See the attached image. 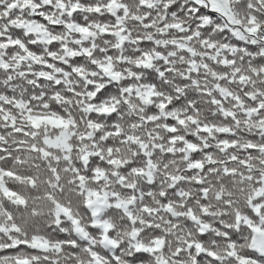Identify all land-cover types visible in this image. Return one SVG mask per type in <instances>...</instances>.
Returning <instances> with one entry per match:
<instances>
[{
	"label": "snow or ice",
	"instance_id": "obj_1",
	"mask_svg": "<svg viewBox=\"0 0 264 264\" xmlns=\"http://www.w3.org/2000/svg\"><path fill=\"white\" fill-rule=\"evenodd\" d=\"M0 264H264V0H0Z\"/></svg>",
	"mask_w": 264,
	"mask_h": 264
}]
</instances>
